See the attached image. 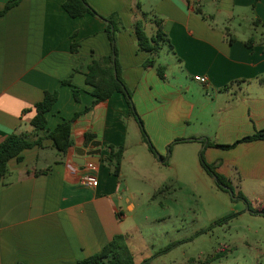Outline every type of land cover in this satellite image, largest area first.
Instances as JSON below:
<instances>
[{
	"label": "crops",
	"instance_id": "crops-1",
	"mask_svg": "<svg viewBox=\"0 0 264 264\" xmlns=\"http://www.w3.org/2000/svg\"><path fill=\"white\" fill-rule=\"evenodd\" d=\"M7 1L0 0V10ZM63 1L20 0L0 15V141L12 132L33 135L29 121L45 91L58 94L45 114L48 130L81 112L64 154L45 141L24 149L20 161L9 160L0 181V264H76L115 234L129 239L122 226V168L128 161L139 169L147 144L142 126L156 151L195 144L239 191L264 187V139L231 148L208 144H230L264 129V0H87L100 16L117 20L121 77L138 118L120 92L85 111L94 98L85 81L88 66L107 56L111 43L104 20L71 17ZM155 18L170 43L161 44L156 60L164 59L163 79L144 67L149 54L138 48L134 30L136 21L146 31ZM154 31L155 25L146 33ZM85 132L100 141L98 161L77 154L91 148ZM109 144L124 146L117 176L103 162ZM89 162L96 186L80 179ZM126 206L132 210L134 203L127 199Z\"/></svg>",
	"mask_w": 264,
	"mask_h": 264
},
{
	"label": "rangeland",
	"instance_id": "rangeland-1",
	"mask_svg": "<svg viewBox=\"0 0 264 264\" xmlns=\"http://www.w3.org/2000/svg\"><path fill=\"white\" fill-rule=\"evenodd\" d=\"M150 28L154 24L146 32ZM144 147L139 169L128 161L122 168L127 182L122 226L128 229L126 242L136 262L152 257L151 264H264V216L251 213L244 199L232 198L215 184L200 165L195 144L157 151L156 158L148 144ZM231 184L237 193L239 187ZM262 192L264 187H242L252 207L264 202ZM127 199L134 203L132 210ZM230 213L237 215L217 222Z\"/></svg>",
	"mask_w": 264,
	"mask_h": 264
},
{
	"label": "trees",
	"instance_id": "trees-1",
	"mask_svg": "<svg viewBox=\"0 0 264 264\" xmlns=\"http://www.w3.org/2000/svg\"><path fill=\"white\" fill-rule=\"evenodd\" d=\"M20 0H8L0 15L4 14L8 9L18 4ZM63 9L71 16L78 17L85 14H91L100 17L106 23V33L111 43V51L107 56L102 57L99 60H93L88 66V71L85 75V81L92 86L91 94L94 97L92 104L85 108V111L90 110L99 101L109 98L112 93H122L128 106L130 113L137 117L133 103L131 100V92L126 87L120 72V65L117 58V46L115 42V33L118 30L116 25L117 20L114 17H102L94 8L87 2V0H64L62 3ZM195 10L200 12L196 7ZM155 25V31L152 35H148L144 29L142 21L138 20L134 23V30L137 38L138 48L140 50L148 52L149 56L144 62V67H154L160 78L165 77L166 65L156 62L157 56L162 43L168 42L167 34L162 29L161 19L155 18L153 20ZM253 41L248 40L247 45L251 46ZM170 44V43H169ZM62 82L66 83L67 80ZM77 90H74V97L78 99ZM56 91H45L43 98L34 104L35 115L29 121L34 133L28 135L24 132H12L7 135L2 141H0V181L8 170V162L10 159L15 158L20 161L22 156L21 152L24 149L32 148L34 146L43 147L45 141H49L50 145L60 154H64L72 144L71 140V124L81 112H75L70 119H63L53 129L48 130L46 128V116L45 114L52 108V105L57 99ZM141 122V121H140ZM142 139L148 144L149 151L156 157V149L148 139L147 133L143 126L141 127ZM95 138V135L91 132L84 133L85 144ZM257 139H264V129L256 130L251 135H247L237 139L230 144H217L208 142L209 145L231 148L240 142L253 141ZM179 140H176V142ZM171 148V145H170ZM107 154L103 158L104 164L114 175H118L120 172L121 161L124 152V146H115L113 144L107 145ZM159 160H164V157L160 155ZM200 165L210 175H216L217 181L215 184L222 190L228 192L226 189L220 186V183L228 185L234 190L230 179L216 171V163H208L203 157V150L200 153ZM234 192V191H233ZM236 198H242L247 204V210L253 214H260L264 216V202H258L256 207H252L247 201L246 197L241 191L234 192ZM237 213H230L219 220L218 223L228 221L230 218L236 216ZM126 234H115L102 248L82 259H79L76 264H151L152 257L145 258L141 262H136L134 255L130 250L127 242ZM168 247L165 249L167 250ZM161 250L160 252H162ZM159 253V252H158Z\"/></svg>",
	"mask_w": 264,
	"mask_h": 264
},
{
	"label": "water",
	"instance_id": "water-1",
	"mask_svg": "<svg viewBox=\"0 0 264 264\" xmlns=\"http://www.w3.org/2000/svg\"><path fill=\"white\" fill-rule=\"evenodd\" d=\"M100 141L99 140H93L91 143H90V149L85 151L84 149H81V151H77V154L78 155H87V156H92V158H94V160L98 161V156L100 154ZM157 157H159V155L157 154ZM214 181H217V176L216 175H212ZM220 186L224 189H226L232 198H236V196L234 195V192L233 190L228 186V185H225L223 183H220Z\"/></svg>",
	"mask_w": 264,
	"mask_h": 264
},
{
	"label": "built area",
	"instance_id": "built-area-1",
	"mask_svg": "<svg viewBox=\"0 0 264 264\" xmlns=\"http://www.w3.org/2000/svg\"><path fill=\"white\" fill-rule=\"evenodd\" d=\"M195 79L205 82V77L203 76H195ZM95 165L92 162L86 164V171L81 175L80 179L84 184L96 186L98 184V179L96 174L94 173Z\"/></svg>",
	"mask_w": 264,
	"mask_h": 264
}]
</instances>
